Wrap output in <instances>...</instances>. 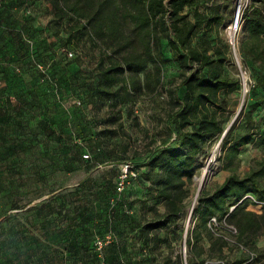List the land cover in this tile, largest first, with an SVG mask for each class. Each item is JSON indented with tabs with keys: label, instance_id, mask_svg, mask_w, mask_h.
Instances as JSON below:
<instances>
[{
	"label": "trees",
	"instance_id": "trees-1",
	"mask_svg": "<svg viewBox=\"0 0 264 264\" xmlns=\"http://www.w3.org/2000/svg\"><path fill=\"white\" fill-rule=\"evenodd\" d=\"M10 1L0 0V16L2 8ZM47 5L53 14L50 24L55 28L54 34H64L52 49L61 46L72 51V57H68L67 52L65 55L69 61L76 60L79 42L84 38L98 49L97 82L90 93L97 94L99 99H112L108 105L110 109H115L117 103L135 104L159 91L165 93V136L142 153L141 162H124L136 172L135 177L125 181L140 177L148 183L147 192L144 198L137 200L140 203L138 215L107 212L100 224V234L112 232L116 240L102 248V258L98 257L100 252L94 246L97 235L94 216L78 208L68 222L77 220L78 230L67 227L66 232H60L58 221L51 220V229L59 226L56 231H49L55 236L46 241L43 258L29 256L25 261L21 252L19 264H58L64 262V256L81 260L82 264H143L158 245L169 243L157 232L184 216L187 186L206 154L207 145L219 137L229 174L211 192L203 187L199 191L192 209L196 224L188 234L186 245L202 251L198 243L204 231L215 240L225 242L207 229V221L213 215L219 219L225 217L228 224L238 229L239 240L252 244L264 228V214L249 208L250 205H264V159L241 176L236 172L235 159L239 148L250 142L264 146L262 121L254 117L255 112L264 108V0H250L241 16L242 30L248 35L240 42L239 51L251 62L255 83L251 87L253 101L248 110L240 108L236 114L229 100L239 87V79L227 71L231 51L228 41L219 35L225 17L219 12L217 0H47ZM212 32H215L214 38H210ZM21 36L0 37L5 50L2 51L0 45V151L4 153L17 151L27 136L13 134L24 129L25 119L20 114L25 110H39L48 126L58 124L52 114L56 105L51 89L45 86L39 92L36 73L34 77L27 73L21 77L12 72L15 65L12 61L25 64L24 52L20 44L18 46ZM169 61L178 64V73L172 83L163 88L162 70ZM23 68L29 71L28 66ZM68 75L67 72L65 76ZM65 76L63 79L67 83ZM120 118V113L111 116L113 122ZM242 119L244 130L235 133ZM48 133L51 132L48 130ZM77 135L93 142L94 138L81 124ZM159 203L163 205L162 211L157 207ZM64 235L79 237L78 247L82 251L75 250L74 245L66 251L65 244L69 240ZM128 239L134 241L130 242L131 246L126 242ZM116 242L122 245L119 249H115ZM63 250L66 253H62ZM133 253L140 255L136 263L132 261ZM190 258L192 261L193 256ZM243 261L237 260L235 264ZM163 264L174 262L167 256Z\"/></svg>",
	"mask_w": 264,
	"mask_h": 264
},
{
	"label": "rangeland",
	"instance_id": "rangeland-1",
	"mask_svg": "<svg viewBox=\"0 0 264 264\" xmlns=\"http://www.w3.org/2000/svg\"><path fill=\"white\" fill-rule=\"evenodd\" d=\"M217 2L220 5L219 12L225 17L219 35L226 41L229 27L234 24L238 13L235 35L237 60L230 55L227 66V71L239 79V87L229 100L236 114L240 108L248 110L253 101L251 87L255 83V74L251 62L245 60L239 51L240 42L248 35L242 30L241 16L249 7L250 0ZM52 18L47 0H11L1 10L0 37L22 35L18 46L20 44L24 52L25 64L12 61L15 64L12 72L21 77H25L26 73L34 77L36 73L40 85L36 88L39 92L45 86L49 87V91L51 89V98L56 105L52 114L58 124L48 126L39 110H25L20 114L25 119L24 129L13 134L18 132L27 136L17 151H0V264H19L21 252L25 261L29 256L43 258L41 254L46 248V241L55 236L49 231H56L57 226L61 228L64 225L63 231L66 232L69 219L73 218L78 208L94 216L96 239H112V232L100 234V224L107 212L138 215L140 203L137 200L144 198L148 185L137 177L124 181L123 187L119 189L120 167L126 160L141 162L142 153L165 136V93L159 91L141 98L135 104L117 103L115 109H110L108 105L112 99H99L97 94L90 93L97 82L95 64L98 49L84 38L79 42L76 60H67L65 55L69 49L61 46L52 49L64 36L62 32L57 36L54 34L55 28L50 24ZM214 37L215 32L210 33V38ZM2 44L0 38L1 48ZM2 51L5 52L3 48ZM23 66H28L29 71H24ZM67 72L69 75L66 77ZM177 73L178 64L167 62L163 66L161 86L168 87ZM63 76L68 80L67 83ZM12 101L15 99L12 98ZM113 113L121 114L119 121L111 120ZM254 117L262 121L264 128V108L255 112ZM80 124L94 138L92 143L77 135ZM243 130L242 119L237 123L235 133ZM220 142L221 137L216 138L205 149L206 154L202 156L200 166L187 186L184 216L157 232L158 236L166 237L169 243L158 245L143 264H163L167 256L172 258L174 264H201L202 261L235 264L241 259L244 261L240 264H264V228L252 244L240 241L239 232L229 234L230 241L224 242L215 240L214 236L204 231L198 243L202 251L198 252L186 245L188 234L196 224L192 217L198 197L199 183L196 178L205 174L203 188L211 192L229 174ZM262 159L264 146L250 142L238 150L236 172L241 176ZM157 207L163 210L162 204L159 203ZM249 208L264 214V205H250ZM146 215L150 216L148 213ZM51 220L58 221L59 225H55L54 229H51ZM117 224L122 228L120 222ZM130 240H126L129 246L130 242L134 243ZM124 247L127 248V244ZM248 251L255 255V259L250 262L247 261ZM132 256L133 263H136L140 255L133 253ZM87 257L90 258V254Z\"/></svg>",
	"mask_w": 264,
	"mask_h": 264
},
{
	"label": "built area",
	"instance_id": "built-area-1",
	"mask_svg": "<svg viewBox=\"0 0 264 264\" xmlns=\"http://www.w3.org/2000/svg\"><path fill=\"white\" fill-rule=\"evenodd\" d=\"M238 29V13L236 15L234 24L229 27V32H228V43L230 46V51L231 55L233 58L237 60V47H236V41H235V35ZM68 57H72L73 53L72 51H67ZM122 172L119 176L120 181H119V189L123 187V182L128 178V177H135L136 172L131 169V165L129 163H125L122 166ZM233 207H231L232 209ZM207 229L214 234L215 236L221 237L222 239L226 241H230L229 234H236L237 228L232 225L228 224L226 221V218L219 219L217 216L213 215L211 216L208 221H207ZM108 241V240H107ZM107 241H104L102 239H96L94 242L95 249L100 252L104 245L106 244ZM255 259V255L253 252L248 251V262L252 261ZM220 262V261H219ZM218 262V263H219ZM121 264H130L128 262H121ZM205 264H212L211 262L205 261ZM262 264V263H258Z\"/></svg>",
	"mask_w": 264,
	"mask_h": 264
},
{
	"label": "crops",
	"instance_id": "crops-1",
	"mask_svg": "<svg viewBox=\"0 0 264 264\" xmlns=\"http://www.w3.org/2000/svg\"><path fill=\"white\" fill-rule=\"evenodd\" d=\"M77 220H74L73 222H71V223H68V227L70 228V230H72V229H76V230H78V228H80V227H78V225H77ZM74 224H76V226H75V228H74ZM63 228H64V225H61V228H60V226H59V231L60 232H63ZM70 232V231H69ZM73 234H74V232H73ZM66 238H67V240H69V241H67L66 242V251L67 250H69V247H71L72 245H74V249L75 250H77L78 252L80 251H82V249L81 248H79L78 246L81 244L80 242H79V240H78V238L79 237H76V238H74L73 236H71V237H68L67 235H64ZM64 236H62V237H64ZM113 240H116L115 238H114V236H113V234H112V239H110V240H108L106 243H110L111 241H113ZM106 245L107 244H105L104 246L106 247ZM120 246H122L121 244H119V242L117 243L116 242V245H115V249H119V247ZM104 247V248H105ZM78 248H79V250H78ZM66 251L65 250H63L62 251V253H66ZM116 251H118V250H116ZM120 253V252H119ZM65 255V254H64ZM120 255V254H119ZM105 256H107V252L105 253ZM98 257L99 258H102V252H100L99 254H98ZM64 262H60V263H58V264H82V261L81 260H77V259H75V258H71V257H66L65 258V256H64ZM99 264H103V262H100Z\"/></svg>",
	"mask_w": 264,
	"mask_h": 264
},
{
	"label": "bare ground",
	"instance_id": "bare-ground-1",
	"mask_svg": "<svg viewBox=\"0 0 264 264\" xmlns=\"http://www.w3.org/2000/svg\"><path fill=\"white\" fill-rule=\"evenodd\" d=\"M206 172V171H205ZM204 172V173H205ZM207 174V173H206ZM204 176H205V174H203V175H201L200 177H197L196 179L198 180V183H199V186L201 185V183L204 181L203 179H204ZM199 188V187H198ZM198 193H199V190H198Z\"/></svg>",
	"mask_w": 264,
	"mask_h": 264
},
{
	"label": "water",
	"instance_id": "water-1",
	"mask_svg": "<svg viewBox=\"0 0 264 264\" xmlns=\"http://www.w3.org/2000/svg\"><path fill=\"white\" fill-rule=\"evenodd\" d=\"M226 131H227V129L225 130V132H226ZM225 132H224V133H225ZM204 183H205V182L203 181V182L201 183V185L199 186V188H198L199 191H200L201 188L204 186Z\"/></svg>",
	"mask_w": 264,
	"mask_h": 264
}]
</instances>
